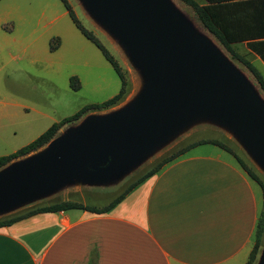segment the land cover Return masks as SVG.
<instances>
[{
  "label": "rangeland",
  "instance_id": "1",
  "mask_svg": "<svg viewBox=\"0 0 264 264\" xmlns=\"http://www.w3.org/2000/svg\"><path fill=\"white\" fill-rule=\"evenodd\" d=\"M168 1L176 12L192 25L198 34L206 37L218 53L238 71L264 104V91L246 64L233 58L232 53L203 27L192 7L180 0ZM67 2L81 24L91 31L118 61L128 86L127 94L119 105L106 110L90 111L78 122L64 126L57 137L80 126L90 116L105 117L115 114L133 101L145 85L143 74L119 37L92 14L86 1ZM235 52L254 65L264 78L263 64L258 65L257 58L244 46L236 48ZM73 77L79 81L78 90L72 87ZM120 89L119 76L102 52L80 32L61 0L0 1V157L10 155L28 145L53 124L75 115L86 106L108 101L117 95ZM203 140H215L225 144L252 167L253 158H250L248 148L238 134L218 119L201 115L171 132L106 181L94 182L76 178L68 180L49 194L28 199L13 211L62 201L107 205L160 161ZM208 147L202 146L199 149ZM47 148L48 145L38 152L17 159L0 171L16 163L28 161ZM255 163L259 175L264 180V168ZM8 213L10 212L0 214V218L6 217ZM255 232L248 260L254 249L256 251ZM263 252L264 233L257 247L255 260L251 264H259Z\"/></svg>",
  "mask_w": 264,
  "mask_h": 264
},
{
  "label": "crops",
  "instance_id": "2",
  "mask_svg": "<svg viewBox=\"0 0 264 264\" xmlns=\"http://www.w3.org/2000/svg\"><path fill=\"white\" fill-rule=\"evenodd\" d=\"M212 13L237 41L233 49L244 46L264 66L247 46L264 42V0L225 2ZM262 204L261 186L235 155L198 145L106 214L43 213L1 227L0 264H246Z\"/></svg>",
  "mask_w": 264,
  "mask_h": 264
},
{
  "label": "water",
  "instance_id": "3",
  "mask_svg": "<svg viewBox=\"0 0 264 264\" xmlns=\"http://www.w3.org/2000/svg\"><path fill=\"white\" fill-rule=\"evenodd\" d=\"M85 1L119 37L145 85L115 114L90 116L38 156L0 171V214L68 180L106 181L201 115L232 128L264 168V104L168 0Z\"/></svg>",
  "mask_w": 264,
  "mask_h": 264
},
{
  "label": "trees",
  "instance_id": "4",
  "mask_svg": "<svg viewBox=\"0 0 264 264\" xmlns=\"http://www.w3.org/2000/svg\"><path fill=\"white\" fill-rule=\"evenodd\" d=\"M180 1L186 4L187 6L192 7L198 20L201 22L203 27L209 33L215 36L219 40V42L229 52L232 53L233 58L238 59L246 64L248 69L257 79L261 89L264 91V78L261 75V73L258 71V69L254 65L244 60L242 57H240L235 52L232 45L235 44L237 41L231 40L226 34L222 33L217 25V22L212 17L213 16L212 10L213 8H215V6H218L225 2H230V1H235V0H203L205 3H207V5L205 3H199L196 0H180ZM61 2L63 3L65 9L68 11L69 16L71 17L72 21L75 23L77 28L80 30V32L102 52L105 59L111 64V66L113 67L116 74L119 76L121 80V89L117 95H115L113 98L109 99L108 101L102 104L86 106L85 108L80 110L75 115L69 118H66L58 123L53 124L43 134H41L37 139L29 143L28 145L22 147L21 149L17 150L16 152L10 155L0 157V170L8 166L13 161L20 159L22 157L28 156L32 153L38 152L42 148L46 147L53 139H55L58 136L60 130L64 126L78 122L84 115H86L90 111L106 110V109L119 105L127 94L128 82L126 80L125 73L122 67L120 66V64L118 63V61L109 52V50L100 42V40L91 31L87 30L81 24V22L76 18L74 11L71 9L67 0H61ZM247 46L252 52L259 55L261 59L264 61V42H250L247 44ZM71 82H72V87L75 90H78L80 88L79 81L76 77H73L71 79ZM203 144L216 145L224 149L225 151L235 155L238 162L241 164L244 170L248 173V175L261 186L262 191H263V204H262V209H261L260 216H259V221L256 227V232H255V242H256V251H257V247L259 243L261 242L262 236L264 233V180L261 178V176L259 175V172L256 170L255 167L253 166L251 167L250 165H248L243 159H241L237 154H235L228 146H226L225 144L219 141H215V140H203V141L191 144L185 149L177 152L176 154L166 157L165 159L160 161L153 169L145 173L136 182H134L124 193L120 194L118 197H116L113 201H111L107 205L96 206V205L82 204L76 201H62V202L51 203L45 206L32 207L26 210L19 211L15 214L0 218V228L11 226L21 220L30 218L37 214H43V213H58V212H63V211H68V210H83V211H87V212H90L92 214H97V215L106 214L110 212L112 209H114L118 204H120L131 191H133L135 188L140 186L148 178L156 174V172H158L165 164L174 160L179 155L191 150L195 146L203 145ZM256 251L254 249V251L252 252L250 256V260H248L247 264H251V262L255 260Z\"/></svg>",
  "mask_w": 264,
  "mask_h": 264
}]
</instances>
